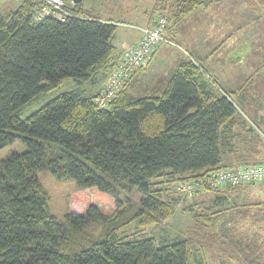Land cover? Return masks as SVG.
<instances>
[{
	"label": "trees",
	"instance_id": "1",
	"mask_svg": "<svg viewBox=\"0 0 264 264\" xmlns=\"http://www.w3.org/2000/svg\"><path fill=\"white\" fill-rule=\"evenodd\" d=\"M19 1L15 10L0 14V150L18 139L26 145L0 161V264H205L212 247L244 264H261L257 252L264 243L249 231L223 236L211 231L227 209H194L190 234L170 244L122 236L132 226L170 220L183 200L176 190L181 180L240 166H231L225 156L244 142L246 120L238 100L255 77L223 94L201 81L208 75L205 60L190 55L161 93L133 95L134 75L105 107L97 103L105 87L99 93L84 89L61 94L21 119L22 108L67 81L94 88L97 76L108 81L120 63L114 45L119 23L94 16L84 0H64L75 15L65 21L56 16L36 21L43 5ZM249 2L264 13V0ZM169 5L170 0H157L150 14L167 21L170 15L167 30L208 3L181 0L171 10ZM43 171L83 191L92 189V196L79 197V210L58 219L38 178ZM252 184L257 183L243 185ZM239 187L205 192L225 193L212 204L221 208ZM243 208L236 213L238 225L264 218L263 202Z\"/></svg>",
	"mask_w": 264,
	"mask_h": 264
},
{
	"label": "rangeland",
	"instance_id": "2",
	"mask_svg": "<svg viewBox=\"0 0 264 264\" xmlns=\"http://www.w3.org/2000/svg\"><path fill=\"white\" fill-rule=\"evenodd\" d=\"M90 3L88 10L97 17L112 19L117 23H126V24H134L137 26L144 24L147 21V17L151 14L153 7L157 0H89ZM101 1V2H100ZM179 0H171V8L175 6ZM20 4L19 0H0V14H5L12 10H15L17 6ZM86 5V4H85ZM112 7V9L108 8ZM255 8L261 11L256 5ZM263 17L264 13L261 11ZM211 12H205L203 15L197 14L191 20H188L182 23L180 26V32L186 39L196 38V40H204L205 49L212 48L211 38L205 37L204 35L197 37L198 34H203L202 31H206L209 29V25L205 22L208 17H210ZM168 17V22L173 25V22H170V15ZM264 25V23H263ZM263 25L261 28V39L264 38V28ZM174 31V27L171 28ZM121 31V30H120ZM258 34V29H254L253 35ZM118 43V41H116ZM114 40V45L117 48V43ZM119 44V43H118ZM177 46L181 48L183 46L185 49H189L191 54L197 56V50L202 47H198L196 45V49H193L190 44H179L176 42ZM166 47L163 49L157 56L155 60V66H162L167 69L173 68V61L177 63L179 61V53L180 50L175 47ZM182 49V48H181ZM119 49H117L118 52ZM184 50V49H183ZM185 51V50H184ZM260 52V48H255L253 51L254 55H257ZM185 54V53H184ZM226 53L223 52L222 56ZM182 55V54H181ZM186 55V54H185ZM184 55V56H185ZM212 53L210 54V57ZM188 58V55L185 56ZM202 58V57H200ZM205 58V57H204ZM225 59V58H224ZM206 61V58L204 59ZM214 59L210 58V63L213 62ZM208 62V61H207ZM206 62V63H207ZM254 75L251 76L254 77ZM249 79V78H248ZM211 80V79H210ZM107 83V80L104 84V87ZM255 82H251L245 89L252 87ZM79 85L74 80L67 81L61 88L52 91L44 96L39 97L31 104L25 106L21 109L19 116L21 119H27L34 112L44 107L50 101L55 99L61 94L67 92H90L95 91V88H90L88 86ZM218 85L221 89H225L220 82ZM225 87V88H224ZM86 91H85V90ZM228 90V89H227ZM102 91V90H101ZM135 96H152L153 92L146 90L142 93H133ZM264 95V90H263ZM260 142L259 145L264 143V132L259 135ZM243 140V139H242ZM245 142V141H244ZM244 142L238 144V148L235 151L229 152L225 156V161L230 163L232 160L231 154L236 155V151H239V154L242 156H237V160L239 163H251V162H261L264 158L263 154L259 153L257 149L252 153V148L245 144ZM254 147V145H252ZM260 148V147H257ZM26 150V145L21 139H18L14 144L8 145L0 150V161L8 158L12 153H22ZM247 150L250 152L246 153ZM246 153V155H244ZM249 154V155H247ZM264 162V161H263ZM232 166V165H231ZM39 181L41 182L43 188L48 193L49 201L48 205L51 212L58 218L62 219L63 216L74 210H79L76 200L83 196L84 194H89L92 196V189H87L85 191L81 190L74 181H61L56 179L51 173L48 171H43L38 173ZM234 192V193H233ZM230 196V200L225 206L221 208L215 207L212 204L217 196L226 195L225 193H209V195L205 194L204 197H198L202 195V192L199 195L193 196L191 199L186 198L182 195L183 200L181 201L180 206L177 207L175 214L173 217L161 224L149 225L145 228H137L132 226L125 230L122 236L127 238H137L141 236L145 237H153L155 238L159 245H165L173 243L177 240H181L187 238L190 234V227L192 226L193 218L192 213L195 209L196 212L210 211L211 213H217V211H221L223 209H227L225 213H222L220 217H218L215 222V226L211 229L213 234L217 236H223V232L229 230L231 234H238L241 232L249 231V234L254 236L259 243H264V218L262 215H258L255 213L256 219L253 218L252 221L237 223V214L238 212L244 209L245 205L251 204H260L264 203V183H257L252 185H243L233 191ZM92 201L98 205L93 199ZM104 207V206H103ZM108 209V207H104ZM192 209V210H191ZM254 216V217H255ZM213 245L219 246L218 243H213ZM213 249V250H212ZM212 249L206 250V263L205 264H244L236 258V256L232 255L229 251L221 252L220 250H216L212 247ZM257 258L261 261V264H264V247H258ZM260 255V256H259ZM260 257V258H259Z\"/></svg>",
	"mask_w": 264,
	"mask_h": 264
},
{
	"label": "crops",
	"instance_id": "3",
	"mask_svg": "<svg viewBox=\"0 0 264 264\" xmlns=\"http://www.w3.org/2000/svg\"><path fill=\"white\" fill-rule=\"evenodd\" d=\"M179 1H177V3ZM205 1L208 5L200 8L189 17L179 20L173 26L175 29L174 31H172L170 27V30L164 32L165 37L181 45L182 43H188L193 49H196V45L202 47L197 50V56L191 54V51L185 49L183 46H181L182 49L179 46H171L172 48L175 47L180 50L179 61L177 63L173 61V68L171 67L169 69L162 66H155L154 64L158 54L163 49H166L164 46L171 48L170 45L161 43L150 62L137 71L129 85V90L132 93H142L146 90L152 91L153 93H161L165 89L171 73L186 59L185 56L187 55L188 57L192 55L196 59L206 58L205 66L208 75L202 76L201 81L204 82L209 89L217 90L223 94L236 91L248 78H251V76L255 74L254 77L256 80L254 81V85L245 89V94L239 98L238 105L241 107V112L246 120V125L242 130L243 141L252 148V153L257 149L259 153L263 154L262 157L264 158V143L259 145V135L264 132V38L261 39L260 35V27H262L264 23V17L249 0ZM84 3L87 8H89L92 1L84 0ZM108 8L112 9V7ZM169 8L171 10L170 5ZM209 11L211 12L210 17L205 21L209 25V29H206V31L203 30V34L197 35V37L204 35L205 37L203 38H211L212 48L205 49L206 42L204 40H196V36L189 40L184 38L180 32V26H182V23L194 18L198 13L203 15L205 12ZM102 19L112 20L108 18ZM155 19V17L151 18L149 15L147 21L139 26H137V24H119L114 39L115 42L118 41L119 43L116 42L117 49H119L117 52L118 63L122 62L123 58L133 47L140 45L142 41L141 29L152 26ZM256 27L259 35H255V33L253 35V31ZM255 48H260V52L257 55L253 54ZM223 52L226 54L222 56ZM211 53V57L214 60L210 63ZM208 77H211V80ZM107 78L108 76L99 75L92 81L95 88L94 93H99L104 88ZM218 82L226 88L224 87V90L221 89ZM252 145H254V147H252ZM248 152H250V150L246 151V153ZM236 153V155L231 154L232 160L229 161V164L232 166L244 164L239 163L236 158L237 156H242V154L238 155L239 151H236ZM246 153L244 155H246ZM262 161H264V159ZM205 194L209 195L208 192H205L198 197H204Z\"/></svg>",
	"mask_w": 264,
	"mask_h": 264
},
{
	"label": "built area",
	"instance_id": "4",
	"mask_svg": "<svg viewBox=\"0 0 264 264\" xmlns=\"http://www.w3.org/2000/svg\"><path fill=\"white\" fill-rule=\"evenodd\" d=\"M43 8L36 14V21L56 16L62 21L75 16L71 7L64 0H36ZM168 21L164 15H158L155 26L141 29L142 41L139 46L133 47L109 77L105 89L97 100L100 107H105L124 86H126L135 73L146 66L151 60L153 52L159 44L165 43L178 47L174 42L165 38L164 32L168 28ZM264 182V162L245 164L238 167H228L197 180H181L176 190L186 198L205 192L207 189L235 188L243 184Z\"/></svg>",
	"mask_w": 264,
	"mask_h": 264
},
{
	"label": "water",
	"instance_id": "5",
	"mask_svg": "<svg viewBox=\"0 0 264 264\" xmlns=\"http://www.w3.org/2000/svg\"><path fill=\"white\" fill-rule=\"evenodd\" d=\"M83 0H73V2L75 3V4H79V3H81Z\"/></svg>",
	"mask_w": 264,
	"mask_h": 264
}]
</instances>
